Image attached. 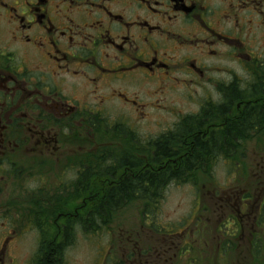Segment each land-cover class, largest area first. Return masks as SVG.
I'll use <instances>...</instances> for the list:
<instances>
[{"label": "flooded vegetation", "instance_id": "obj_1", "mask_svg": "<svg viewBox=\"0 0 264 264\" xmlns=\"http://www.w3.org/2000/svg\"><path fill=\"white\" fill-rule=\"evenodd\" d=\"M254 106L259 122L226 138ZM262 106L264 0H0V264H18L10 252L27 227L37 233L31 264L40 254L46 217L30 195L66 204L91 194L98 161L105 193L123 176L113 160L150 162L179 126L182 152L169 163L216 147L184 170L193 205L161 230L151 220V253L128 235L117 264H264ZM87 206L81 197L53 222H75Z\"/></svg>", "mask_w": 264, "mask_h": 264}, {"label": "rangeland", "instance_id": "obj_2", "mask_svg": "<svg viewBox=\"0 0 264 264\" xmlns=\"http://www.w3.org/2000/svg\"><path fill=\"white\" fill-rule=\"evenodd\" d=\"M225 168V166L222 163H219L216 166V174L218 177H221V172ZM207 171V169H205ZM92 183L90 185V188L88 191L92 189V191H96L98 186H100L103 183V180L105 179L102 176H99L98 179L95 177H92ZM101 179V180H100ZM33 180V179H32ZM100 180V181H96ZM27 186L29 187V190L32 189L33 191H36L38 188H35V183H30L28 180L25 181ZM202 183V178L200 179L199 184ZM32 187V188H31ZM190 190L189 188L184 185L183 183L176 184L173 183L169 185L166 193L163 195V198L157 203L156 207L152 208L149 211H146L145 214H150L156 218L155 222V228L157 230H161L162 226L167 224H174L177 221H180L181 219L186 218V214L188 213V210L191 208V205H193V199L190 196ZM32 194V193H31ZM46 196L49 197L48 200L50 202L46 204V201L44 202L43 199L41 200L40 197H38L36 194L30 195L32 197V203L35 205L36 210L41 208L43 209V213L46 217V220L43 223V228L46 230L45 232L48 233L47 237H44V240L49 241L51 244L50 249L53 250V240L56 243L61 242V232L62 228L67 226L68 224H73L74 221L70 220L71 222H68V224H65L62 219L58 220L57 222H53V217L57 218L58 214H68V212L73 213V209L80 205L81 197L83 200L86 198L88 201L90 198L88 197V193H81L80 197L76 201L69 200L66 204L59 203L56 201V203H53V198L51 193L44 192ZM84 194V195H83ZM27 195V192L24 193H17L11 195V201L14 204H17L21 202V198L17 201V198L20 196ZM79 195V193H78ZM86 195V196H85ZM59 197V196H58ZM68 198L72 199V196H69ZM31 204V201L28 202ZM32 205V204H31ZM44 206V207H43ZM92 208V205L90 209ZM143 209L142 205H140L139 202H133L123 208L119 214L112 220V222L107 227H100L99 229H94V231L89 229V233H83L81 231L77 232L76 237L69 245L63 254V259L65 264H113V261H116L117 264L120 261L121 258V252L122 245H126L127 243L124 242L125 238L128 237V235H131L132 241L137 238V234L134 233L140 231V237L139 242L140 244H136L134 246L130 245L129 247H132L136 250L137 247L145 246V251L148 253H151L153 251H149L150 248L154 247L153 250H157L158 248L155 246L157 244L156 237L153 236L152 232L149 230L151 229V225L149 222L151 221L150 218H145L143 220V227L141 229L140 224V211ZM40 210V209H39ZM148 210V209H144ZM85 209H82L79 211V216H83V212ZM14 218H16L15 211L12 210L11 214ZM53 222V224L51 223ZM149 223V225H148ZM97 225H100L97 224ZM32 229V230H31ZM55 229L54 235H52L53 230ZM141 229V230H140ZM26 235L25 233L20 237L18 241V248L14 249L12 252H10V255L14 258V261L18 262V264H31V253L33 251V245L35 241L36 236V230L33 227H27ZM139 230V231H138ZM18 234H20V230H16ZM128 232H131V234H128ZM59 233V234H58ZM135 234V236H134ZM64 236V235H62ZM63 239V238H62ZM159 240V238H157ZM66 242V241H64ZM134 243V241H133ZM66 244V243H65ZM156 248V249H155ZM138 250V249H137ZM44 252L46 251V248L44 247ZM139 251V250H138ZM45 254V253H44ZM109 257L112 258V260H109ZM119 257V258H118ZM9 256H6L5 262L8 263ZM20 260V262H19ZM206 260V259H205ZM142 262V264H150L151 260L145 261V259L140 258L139 260ZM148 262V263H145ZM158 264L162 262V260H159L157 258ZM204 264V263H203Z\"/></svg>", "mask_w": 264, "mask_h": 264}, {"label": "trees", "instance_id": "obj_3", "mask_svg": "<svg viewBox=\"0 0 264 264\" xmlns=\"http://www.w3.org/2000/svg\"><path fill=\"white\" fill-rule=\"evenodd\" d=\"M260 111V106H254L250 112H239L234 123H231L226 129L227 136L225 137L239 142L242 136L248 134L252 129H248L249 124L254 125L259 122ZM181 137L182 128L179 126L175 131L168 132L167 135L157 140L156 156L148 163L139 162L134 164L133 162L125 161V159L121 161L120 158L113 160L112 163L121 168L119 170L123 172L122 177L115 178L119 180L118 183L105 193L101 192L102 188L98 186L96 191L88 194L90 200H87V203L92 205L91 210L87 206L83 216L77 218V221L73 224L64 222L68 225L61 232V242L55 243L53 250L50 249L51 244L46 245L49 242L41 240L43 237L40 238L38 244L40 254L34 256L32 264H65L63 259L64 251L73 243L77 231L82 230L88 233L89 229L94 231V229H99L100 227H107L123 208L128 207L133 202H140L141 205L149 202L156 206L163 198L168 185L171 183H183L182 181L185 178L184 170L187 169L189 171L202 165L203 158L212 157V154H214L211 152L214 145L212 144L211 147V144L206 143L198 148L201 153L199 159H190L187 163L182 161H176L174 164L169 163L167 161L168 158H172L176 154L175 148L178 149V154L182 152L183 144L177 142ZM214 149H216L215 146ZM93 165V176L98 179L99 176H102L103 164L98 161L94 162ZM141 215L143 214L141 213ZM99 223L100 225H97ZM40 224L42 225V223ZM38 229L41 230V228ZM45 231H43V236L47 237L48 233ZM44 247L46 248L45 252L43 251Z\"/></svg>", "mask_w": 264, "mask_h": 264}]
</instances>
